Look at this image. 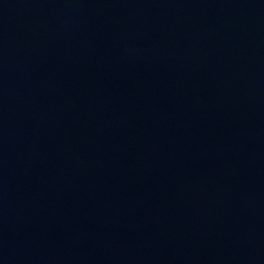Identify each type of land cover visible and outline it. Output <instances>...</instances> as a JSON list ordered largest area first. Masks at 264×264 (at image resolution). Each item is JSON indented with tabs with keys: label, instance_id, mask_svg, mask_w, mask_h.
Wrapping results in <instances>:
<instances>
[{
	"label": "water",
	"instance_id": "1",
	"mask_svg": "<svg viewBox=\"0 0 264 264\" xmlns=\"http://www.w3.org/2000/svg\"><path fill=\"white\" fill-rule=\"evenodd\" d=\"M0 264H264V0H0Z\"/></svg>",
	"mask_w": 264,
	"mask_h": 264
}]
</instances>
